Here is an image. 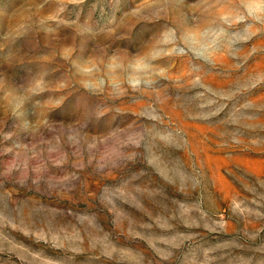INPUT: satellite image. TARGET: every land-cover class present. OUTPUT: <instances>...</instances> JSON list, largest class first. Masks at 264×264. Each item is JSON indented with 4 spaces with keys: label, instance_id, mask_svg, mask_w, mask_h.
I'll use <instances>...</instances> for the list:
<instances>
[{
    "label": "rangeland",
    "instance_id": "obj_1",
    "mask_svg": "<svg viewBox=\"0 0 264 264\" xmlns=\"http://www.w3.org/2000/svg\"><path fill=\"white\" fill-rule=\"evenodd\" d=\"M0 264H264V0H0Z\"/></svg>",
    "mask_w": 264,
    "mask_h": 264
}]
</instances>
